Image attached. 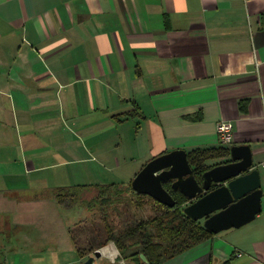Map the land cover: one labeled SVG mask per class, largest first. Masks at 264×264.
Returning a JSON list of instances; mask_svg holds the SVG:
<instances>
[{
    "label": "crops",
    "instance_id": "1",
    "mask_svg": "<svg viewBox=\"0 0 264 264\" xmlns=\"http://www.w3.org/2000/svg\"><path fill=\"white\" fill-rule=\"evenodd\" d=\"M222 120L264 193V0H0V182L24 181L0 189L1 206L48 203L58 188L43 175L65 166L94 162L133 181L166 153L218 148ZM21 220L12 212L0 233ZM41 239L6 255L0 242V264L88 258ZM161 264H264V203Z\"/></svg>",
    "mask_w": 264,
    "mask_h": 264
},
{
    "label": "rangeland",
    "instance_id": "2",
    "mask_svg": "<svg viewBox=\"0 0 264 264\" xmlns=\"http://www.w3.org/2000/svg\"><path fill=\"white\" fill-rule=\"evenodd\" d=\"M110 167L112 168V166ZM61 170L62 174L59 178L57 174L55 181L52 180V174L48 176V173H46L43 177L48 178L46 183L58 188L56 191L62 190L61 194H69L62 200L55 197L49 198V195H45L44 197L49 199L48 203L45 200H28L26 201V207L22 206L17 209V205L12 203L14 201L13 198L2 196L5 205H0V221H9L12 212L14 213V220L23 219L18 224H13L12 221L6 222L3 227L4 230H1L0 242H4V255L16 253V249L21 248L23 249L22 253L27 251L26 249L33 251L36 246L26 247L23 240L28 242L36 238H42L41 240L44 241L41 245L44 246L43 249L48 251L57 250L54 252L55 254H58L60 249L63 250L70 247L74 251L72 253L75 254H78V252L87 253L90 250L94 252L102 250L103 258L99 261L101 263L134 264L123 259L121 252L112 241L103 244L106 232L104 229L105 224L101 222L102 217L105 216L107 218V222L113 230H118L123 227L128 216L124 204L122 202H113L109 206L100 207L94 200L98 190L92 188L110 183L126 184L132 177L130 172L127 171L125 173L123 170H115L110 177L102 166L94 162L86 165L74 164L65 166ZM115 173L120 175H116V177L118 176L116 178ZM14 183L23 185L24 181L0 182V189L11 188ZM90 185L92 187L85 190L77 188ZM138 211L136 210L135 212L139 213ZM152 214L153 210L149 205L140 211V215L143 218H148ZM60 239H67L69 244H60ZM92 255L93 253L89 256Z\"/></svg>",
    "mask_w": 264,
    "mask_h": 264
},
{
    "label": "water",
    "instance_id": "3",
    "mask_svg": "<svg viewBox=\"0 0 264 264\" xmlns=\"http://www.w3.org/2000/svg\"><path fill=\"white\" fill-rule=\"evenodd\" d=\"M229 156L221 158L197 180L184 150H175L149 161L131 182L139 195L174 208L176 202L165 189L179 191L187 200L183 214L212 234L239 228L253 221L262 211L263 191L259 172L253 169L248 146H232ZM103 251L97 250L81 264L101 263ZM142 260H147L142 255ZM112 264V263H111ZM125 264V263H119Z\"/></svg>",
    "mask_w": 264,
    "mask_h": 264
},
{
    "label": "trees",
    "instance_id": "4",
    "mask_svg": "<svg viewBox=\"0 0 264 264\" xmlns=\"http://www.w3.org/2000/svg\"><path fill=\"white\" fill-rule=\"evenodd\" d=\"M228 156L229 148L223 146L196 149L187 154L188 161L199 181H202L203 173L214 166L213 164L209 165L210 161ZM131 182L129 181L126 186L110 184L77 187L82 190L91 187L98 190L94 200L100 207L109 206L113 202L124 204L128 216L123 227L113 230L105 216L101 219V222L105 224L106 232L103 244L112 241L121 252L123 259L134 264H146L141 258L143 255L147 264H161L166 258L175 257L213 235L203 228L201 222H194L183 214L187 200L179 191L172 190L170 183H166L164 186L176 202L174 208L162 205L148 196L137 194L132 189ZM61 193L62 190H57L54 195H51V198L62 200L69 195ZM148 205L153 210V214L148 218H143L140 211ZM136 210H139V213L135 212ZM92 253L94 251L90 250L87 253L78 252V255L88 257Z\"/></svg>",
    "mask_w": 264,
    "mask_h": 264
},
{
    "label": "built area",
    "instance_id": "5",
    "mask_svg": "<svg viewBox=\"0 0 264 264\" xmlns=\"http://www.w3.org/2000/svg\"><path fill=\"white\" fill-rule=\"evenodd\" d=\"M218 140L221 146L230 147L233 142V127L228 121H220L216 126ZM264 165V162L262 163ZM262 202L264 203V194L262 197Z\"/></svg>",
    "mask_w": 264,
    "mask_h": 264
}]
</instances>
